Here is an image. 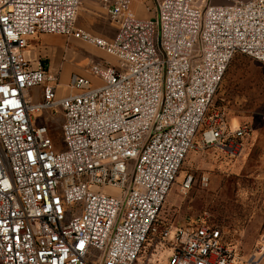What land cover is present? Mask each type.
Here are the masks:
<instances>
[{
	"label": "built area",
	"instance_id": "built-area-1",
	"mask_svg": "<svg viewBox=\"0 0 264 264\" xmlns=\"http://www.w3.org/2000/svg\"><path fill=\"white\" fill-rule=\"evenodd\" d=\"M98 1L111 39L76 27L84 0H0V264H137L151 237L159 264H264V247L243 258L212 226L156 229L193 149H245L247 127L208 112L236 55L264 64V0H162L150 19L134 0ZM45 34L118 64L74 74L60 97L59 74L26 55ZM41 112L64 115L63 150L34 124Z\"/></svg>",
	"mask_w": 264,
	"mask_h": 264
},
{
	"label": "rangeland",
	"instance_id": "rangeland-1",
	"mask_svg": "<svg viewBox=\"0 0 264 264\" xmlns=\"http://www.w3.org/2000/svg\"><path fill=\"white\" fill-rule=\"evenodd\" d=\"M197 3L205 6L212 4V0H198L196 6ZM157 10L158 4L153 14ZM109 30L114 36V26ZM48 44L57 51L54 58L48 60L45 53L40 58L52 72L59 71L61 85L69 84L74 74L87 75L93 65L118 64L114 57L95 46L73 38L52 40ZM159 54L162 58L161 50ZM42 90L41 87L31 89L29 96ZM58 95H67L66 89L61 88ZM217 114L222 115L230 127H247L249 135L243 153L231 159L217 149H193L159 212L156 229L159 233L165 228L174 231L202 224L212 226L221 232L226 244L247 258L264 247V64L244 55L233 58L210 106L208 120ZM33 120L35 125L48 129L56 148L63 147L62 113L53 117L41 112L34 114ZM199 143L200 135L196 139V144ZM187 175L193 176V183L184 191L182 181ZM152 238L137 264L165 261L166 256L154 251Z\"/></svg>",
	"mask_w": 264,
	"mask_h": 264
},
{
	"label": "crops",
	"instance_id": "crops-1",
	"mask_svg": "<svg viewBox=\"0 0 264 264\" xmlns=\"http://www.w3.org/2000/svg\"><path fill=\"white\" fill-rule=\"evenodd\" d=\"M161 1L162 0H134L132 5V11L135 13L136 16L140 18L150 19L154 16L153 9L155 5H159ZM232 1L239 0H212V4L228 5ZM110 26L111 25L108 23L107 20V13L102 7L101 3L98 0H84L77 17L76 27L87 31L95 36L111 39L113 37V32L109 30ZM63 38H65V36L46 34L34 37L29 40V48L26 50V55L31 61H36L37 59H39V57H41L43 53L49 56L47 57L48 60L50 58H54V55L57 51L52 45L48 44V41H60ZM53 72L59 74V71ZM61 88L66 89L64 85H62ZM33 99L35 101L40 100V91H38L37 94L34 93Z\"/></svg>",
	"mask_w": 264,
	"mask_h": 264
},
{
	"label": "bare ground",
	"instance_id": "bare-ground-1",
	"mask_svg": "<svg viewBox=\"0 0 264 264\" xmlns=\"http://www.w3.org/2000/svg\"><path fill=\"white\" fill-rule=\"evenodd\" d=\"M232 127V126H231ZM239 126H237V127H232V129H237Z\"/></svg>",
	"mask_w": 264,
	"mask_h": 264
},
{
	"label": "trees",
	"instance_id": "trees-1",
	"mask_svg": "<svg viewBox=\"0 0 264 264\" xmlns=\"http://www.w3.org/2000/svg\"><path fill=\"white\" fill-rule=\"evenodd\" d=\"M56 149L60 151V150H63V147L61 149H59V148H56Z\"/></svg>",
	"mask_w": 264,
	"mask_h": 264
}]
</instances>
